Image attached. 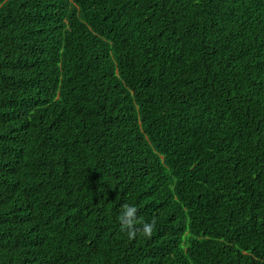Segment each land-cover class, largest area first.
<instances>
[{"label": "trees", "instance_id": "1", "mask_svg": "<svg viewBox=\"0 0 264 264\" xmlns=\"http://www.w3.org/2000/svg\"><path fill=\"white\" fill-rule=\"evenodd\" d=\"M0 264H264V0H0Z\"/></svg>", "mask_w": 264, "mask_h": 264}, {"label": "clouds", "instance_id": "2", "mask_svg": "<svg viewBox=\"0 0 264 264\" xmlns=\"http://www.w3.org/2000/svg\"><path fill=\"white\" fill-rule=\"evenodd\" d=\"M138 208L133 203H124L120 206L116 222L121 232L125 233L129 239H134L138 236L148 238L156 229V220L142 221L139 226L138 221Z\"/></svg>", "mask_w": 264, "mask_h": 264}]
</instances>
